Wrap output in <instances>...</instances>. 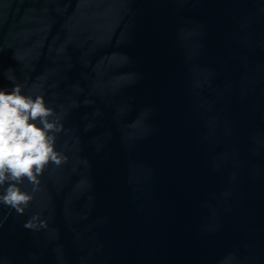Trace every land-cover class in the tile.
Here are the masks:
<instances>
[{"label":"water","instance_id":"1","mask_svg":"<svg viewBox=\"0 0 264 264\" xmlns=\"http://www.w3.org/2000/svg\"><path fill=\"white\" fill-rule=\"evenodd\" d=\"M9 70L66 159L0 264H264V0H0Z\"/></svg>","mask_w":264,"mask_h":264},{"label":"clouds","instance_id":"2","mask_svg":"<svg viewBox=\"0 0 264 264\" xmlns=\"http://www.w3.org/2000/svg\"><path fill=\"white\" fill-rule=\"evenodd\" d=\"M7 79L14 86L11 90L0 89V204L23 215L33 197L20 185L27 180L38 186V177L47 165L60 166L66 159L55 150V134L63 131V125L42 95H24L23 86L15 82L11 70ZM35 219L24 226L36 229ZM46 226V222L39 225Z\"/></svg>","mask_w":264,"mask_h":264}]
</instances>
